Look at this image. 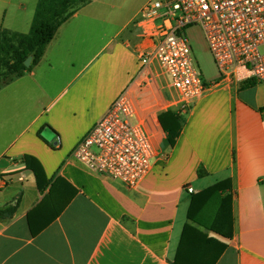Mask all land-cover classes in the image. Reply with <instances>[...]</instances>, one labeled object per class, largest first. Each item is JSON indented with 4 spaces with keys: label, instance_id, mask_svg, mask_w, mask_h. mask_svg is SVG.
I'll use <instances>...</instances> for the list:
<instances>
[{
    "label": "crops",
    "instance_id": "1",
    "mask_svg": "<svg viewBox=\"0 0 264 264\" xmlns=\"http://www.w3.org/2000/svg\"><path fill=\"white\" fill-rule=\"evenodd\" d=\"M38 2L0 0V29L28 34ZM116 3L90 0L58 29L40 62L0 90V177L7 184L0 207L20 198L16 212L0 219V264H174L187 225L227 246L215 264H264V83L219 78L181 115L182 130L166 145L158 116L178 109L176 93L166 95L169 80L153 62L154 83L142 92L133 85L147 2L122 19L106 14ZM129 87L158 152L132 188L71 156ZM26 157L43 169L41 188ZM226 180L231 239L188 218L193 196ZM29 219L36 228L49 225L33 237ZM197 245L196 260L214 256V248L206 255Z\"/></svg>",
    "mask_w": 264,
    "mask_h": 264
},
{
    "label": "built area",
    "instance_id": "2",
    "mask_svg": "<svg viewBox=\"0 0 264 264\" xmlns=\"http://www.w3.org/2000/svg\"><path fill=\"white\" fill-rule=\"evenodd\" d=\"M141 15L146 23L145 44L138 51L140 66L133 85L141 92L151 86L155 74L150 66L156 62L177 95L180 115L211 86L181 34L190 25L204 29L221 80L264 83V0H152ZM157 155L153 136L137 118L130 87L71 153L89 170L130 188L150 173ZM6 185L0 177V188Z\"/></svg>",
    "mask_w": 264,
    "mask_h": 264
},
{
    "label": "trees",
    "instance_id": "3",
    "mask_svg": "<svg viewBox=\"0 0 264 264\" xmlns=\"http://www.w3.org/2000/svg\"><path fill=\"white\" fill-rule=\"evenodd\" d=\"M90 0H39L32 25L28 34L0 29V90L31 71L43 58L47 45L53 40L58 29L78 10L88 5ZM32 57L30 67L24 61ZM165 132V144L173 146L183 125V118L174 110L168 109L158 116ZM27 164L34 170L38 185L44 172L40 164L26 157ZM231 181L218 182L193 196L188 218L199 226L223 237L231 239L233 230V196ZM20 198L0 207V219L12 216L18 209ZM49 225L46 222L36 228L29 219V228L33 237ZM197 244H203L202 250L214 248V256L201 262L196 260V252L201 250ZM214 246V247H213ZM226 245L217 239L208 237L192 226H185L174 264H215L226 249ZM211 248V249H209Z\"/></svg>",
    "mask_w": 264,
    "mask_h": 264
},
{
    "label": "rangeland",
    "instance_id": "4",
    "mask_svg": "<svg viewBox=\"0 0 264 264\" xmlns=\"http://www.w3.org/2000/svg\"><path fill=\"white\" fill-rule=\"evenodd\" d=\"M110 2H117L115 8H107L106 14L108 16H119V18H126L130 14H132L133 10L138 7H141L146 2H150L152 0H109ZM146 3V4H147ZM122 5H124L122 7ZM181 34L185 36L192 48L193 57L195 60V64L200 71L202 78L204 81L212 84L219 80L220 71L216 65L214 56L210 50L209 43L205 34L204 29L200 25H190L181 31ZM156 68L158 72H161L159 65L156 63ZM161 79L168 80L166 76L161 77ZM173 89H166V95L168 97H172L174 95ZM172 109L174 112L178 113V109H174L173 105L167 107L166 110ZM179 114V113H178ZM180 115V114H179ZM181 116V115H180ZM182 117V116H181Z\"/></svg>",
    "mask_w": 264,
    "mask_h": 264
},
{
    "label": "water",
    "instance_id": "5",
    "mask_svg": "<svg viewBox=\"0 0 264 264\" xmlns=\"http://www.w3.org/2000/svg\"><path fill=\"white\" fill-rule=\"evenodd\" d=\"M32 63V57H28L25 61L24 64L26 67H30ZM43 136L48 139L49 141H52L55 137L54 133L50 129H46L43 133Z\"/></svg>",
    "mask_w": 264,
    "mask_h": 264
}]
</instances>
